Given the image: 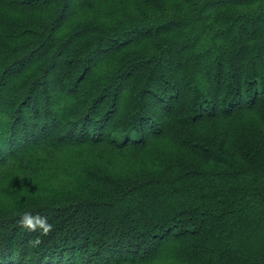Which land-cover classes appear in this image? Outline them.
I'll list each match as a JSON object with an SVG mask.
<instances>
[{
  "label": "trees",
  "instance_id": "16d2710c",
  "mask_svg": "<svg viewBox=\"0 0 264 264\" xmlns=\"http://www.w3.org/2000/svg\"><path fill=\"white\" fill-rule=\"evenodd\" d=\"M0 264H264V0H0Z\"/></svg>",
  "mask_w": 264,
  "mask_h": 264
},
{
  "label": "clouds",
  "instance_id": "9594fccd",
  "mask_svg": "<svg viewBox=\"0 0 264 264\" xmlns=\"http://www.w3.org/2000/svg\"><path fill=\"white\" fill-rule=\"evenodd\" d=\"M19 224L29 231L40 230L47 232L51 229V224L48 223L46 217L41 216L39 213L33 214L32 212L22 213L19 217Z\"/></svg>",
  "mask_w": 264,
  "mask_h": 264
}]
</instances>
